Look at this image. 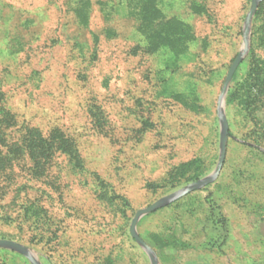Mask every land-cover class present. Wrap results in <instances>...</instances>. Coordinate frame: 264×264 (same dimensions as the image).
I'll list each match as a JSON object with an SVG mask.
<instances>
[{"label":"rangeland","instance_id":"obj_1","mask_svg":"<svg viewBox=\"0 0 264 264\" xmlns=\"http://www.w3.org/2000/svg\"><path fill=\"white\" fill-rule=\"evenodd\" d=\"M90 1L86 25L80 0H0V107L46 133L61 128L82 160L58 151L44 172L0 193V238L29 246L42 264H151L132 219L216 169L219 101L253 0H160L176 43L158 51L140 41L126 0ZM253 53L264 57V0L242 71ZM231 86L219 176L138 223L159 264H264V105L228 101ZM0 264L32 263L0 247Z\"/></svg>","mask_w":264,"mask_h":264},{"label":"trees","instance_id":"obj_2","mask_svg":"<svg viewBox=\"0 0 264 264\" xmlns=\"http://www.w3.org/2000/svg\"><path fill=\"white\" fill-rule=\"evenodd\" d=\"M80 2L82 6L76 13L82 23L87 25L92 3L90 0ZM125 3L137 20L135 32L140 36V41L146 42L148 50L158 51L165 45L173 46L176 43V24L172 19H166L159 7L160 0H126ZM102 11L106 16L109 15L108 7H103ZM105 32L108 35L116 34V30L111 27H107ZM11 40L13 52H17L20 43L15 37ZM229 94L232 97L228 101H233L236 96L246 105L252 106L251 111L264 105V57L253 53L246 71H242L239 65ZM4 97L5 91L0 81V100H4ZM58 151L70 153L78 164L82 162L75 141L61 128L56 127L46 133L39 126L19 123L11 109L0 107V193L8 194L20 175L29 178V175H35V169L40 168L44 172L50 157ZM33 206L34 203H26L25 213L33 212ZM176 244L182 247L192 245L179 238H176Z\"/></svg>","mask_w":264,"mask_h":264},{"label":"water","instance_id":"obj_3","mask_svg":"<svg viewBox=\"0 0 264 264\" xmlns=\"http://www.w3.org/2000/svg\"><path fill=\"white\" fill-rule=\"evenodd\" d=\"M259 4V0H253L252 1V6L251 9L249 11V14L246 18V23H245V27H244V46L243 49L239 52V54L236 56V58L234 59L228 73H227V77L222 89V93H221V98L219 101V117H220V121H221V125H222V140H221V153H220V158L217 164L216 169L211 172L210 174H208L207 176L194 181L184 187H182L181 189L174 191L173 193H170L166 196L161 197L160 199H158L157 201L153 202L152 204L143 207L141 209H139L136 214L134 215L131 225H130V232L132 234V237L135 238V240L143 247V249L146 251V253L148 254L151 264H159V260H158V256L155 252V250L153 249V247L140 235V233L138 232L137 226L138 223L140 221V219L149 214L152 213L158 209H160L161 207L181 198L186 196L187 194L198 190L204 186H207L208 184L212 183L220 174L222 167L224 165L225 159H226V153H227V141L230 135V129H229V122L226 116V112H225V107H226V94L228 92L230 83L233 79V76L237 70V68L239 67V65L241 64L244 55L247 52L248 49V34H249V28H250V23L251 20L257 10ZM0 247H6V248H10L13 250H16L22 254H24L25 256L28 257V259L31 261L32 264H42L40 262V260L38 259V255L36 253V251H34L32 248H30L27 245H24L16 240H12V239H7V238H0Z\"/></svg>","mask_w":264,"mask_h":264},{"label":"crops","instance_id":"obj_4","mask_svg":"<svg viewBox=\"0 0 264 264\" xmlns=\"http://www.w3.org/2000/svg\"><path fill=\"white\" fill-rule=\"evenodd\" d=\"M178 238L181 239V237H178ZM207 243H209V240H207V241L205 240L204 241V243H203L204 248H205V246H207Z\"/></svg>","mask_w":264,"mask_h":264}]
</instances>
